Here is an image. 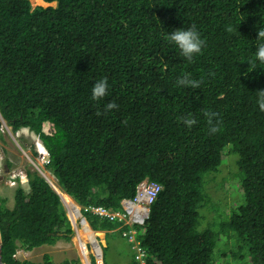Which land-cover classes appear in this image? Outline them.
I'll use <instances>...</instances> for the list:
<instances>
[{"label": "trees", "instance_id": "trees-1", "mask_svg": "<svg viewBox=\"0 0 264 264\" xmlns=\"http://www.w3.org/2000/svg\"><path fill=\"white\" fill-rule=\"evenodd\" d=\"M43 1L55 6L0 0V116L12 134L35 136L48 155L44 170L90 229L104 233L102 264H121L107 260L118 240L130 251L125 264L139 263L122 236L129 228L88 208L120 212L145 179L161 190L144 225L134 227L144 264H264V112L257 106L264 62L254 55L264 0ZM189 26L203 40L191 61L166 36ZM185 75L199 85L177 84ZM102 78L107 94L93 100L91 87ZM109 101L117 107L106 111ZM205 113L216 114L215 133ZM184 118L195 123L186 127ZM230 153L243 202L202 218L199 209L212 198L224 203L227 188L214 197L208 181ZM25 176L11 207L0 196L2 262L80 264L48 254L17 259L74 235L46 179L32 167Z\"/></svg>", "mask_w": 264, "mask_h": 264}, {"label": "rangeland", "instance_id": "rangeland-1", "mask_svg": "<svg viewBox=\"0 0 264 264\" xmlns=\"http://www.w3.org/2000/svg\"><path fill=\"white\" fill-rule=\"evenodd\" d=\"M30 3L32 6H43V7L55 6V3H49L47 5H42L41 3H37L35 0H30ZM42 149H43L42 146L40 145L38 140L35 138V136L31 132H28L26 129H22L18 131L17 133L12 134L10 129L7 126H5L3 123L1 124V127H0V196L7 200V204L9 207H11L13 204V194H14V190L17 187V185L20 184L26 189V182L22 184L20 183L21 175L25 174L26 168L32 167L33 169H35V166H38V169H40V171H42L43 173H47L53 179V177L44 170V164L46 163L47 158H46V155L42 153ZM224 151L226 153L227 149ZM34 153H36V155ZM41 153L43 155H41ZM236 159H237L236 155L230 153L229 155L224 157V161L221 163L217 171L219 173L216 172L217 174L215 173L205 174L203 176L202 180L204 183L206 182L207 184V179L211 175L213 176L215 174L213 178L208 181L209 185L212 186V189H211L212 191L215 192L219 188H224V189L227 188V190L224 191V194L226 197L224 199V203H222L223 200H220L217 202L213 200L212 198V200L210 201V205L204 206L205 210H203V208L199 209V213L202 216V218H203L204 212L206 211L208 213L206 217L208 219H212L210 212L215 210V207L218 208L219 210L225 211V204L234 202V205L237 206L243 202V195L238 191V187L240 183V176H239L237 167L235 165ZM32 163H34L35 166ZM228 165H231V166H228ZM223 166L225 169L223 168ZM10 182H14V184H10ZM206 184L204 185V191L206 188ZM57 192H60V191L57 190ZM218 192L219 191H216L213 194V196L215 197L218 194ZM218 204H220L219 207H218ZM63 206L66 211V215L68 219L70 220L71 227L74 231V235L71 238V241L70 242L59 241L53 246H42V247L36 248L31 251H27V252L19 251L16 256L17 259H20V260L27 259V260L39 261L43 255L48 254L51 256V258L55 262H59L65 258H68V259L78 258L80 264H82L83 257L81 256V253L79 252V247H78V242L80 240L86 243V249L88 252V256L91 260V264H96L90 252L91 245L89 243V240H84V238L81 237L82 229L78 223V220L76 219L77 221H72L68 214L67 207L64 204ZM78 209H80V207H78ZM216 218L217 217L215 215L214 221L216 220ZM202 223H203V220L201 221V226H202ZM201 229L203 228L199 227V230ZM110 237L111 236L109 235L108 236L109 240L107 239L108 243L110 241ZM219 243L220 241L218 242V244ZM221 245L219 247H221ZM217 249H218V246H217ZM217 249H215V251ZM107 253H108L107 260L109 262L114 261L113 259H115L121 262V264H125V262L129 260L130 251L128 250L127 243L124 240H118L115 247L111 246L109 243Z\"/></svg>", "mask_w": 264, "mask_h": 264}, {"label": "built area", "instance_id": "built-area-1", "mask_svg": "<svg viewBox=\"0 0 264 264\" xmlns=\"http://www.w3.org/2000/svg\"><path fill=\"white\" fill-rule=\"evenodd\" d=\"M42 153L46 155V158L48 160L47 152L44 149H42ZM42 153L41 155H43ZM24 182H26L25 174L21 175V179H20L21 184ZM10 184H14V182H10ZM160 190H161V186L159 184L145 179L137 185L135 189V195L133 198L124 199L121 201L120 212L117 213L109 212L102 207L88 208V211L93 215H96L100 218H105L110 221H116L120 223L122 227L127 226L129 228L128 230L122 233V236L129 243L132 244V248L135 252L134 259L139 264H144V251L141 249L139 242L135 238L136 230L134 227L144 225L145 220L148 218L149 207L156 199ZM78 211H79L78 212L79 217L77 218V220L81 229L84 228L83 227L84 223L87 225L86 228L90 229L79 209ZM90 232L94 236L93 241L95 243V245L93 246L89 242L91 245L90 252L96 264H98L99 262H101L102 264V247L104 246V233L94 232L91 229ZM78 247H79V252L83 257L82 264H91V260L88 256V252L86 249V243L84 241L79 240Z\"/></svg>", "mask_w": 264, "mask_h": 264}, {"label": "clouds", "instance_id": "clouds-1", "mask_svg": "<svg viewBox=\"0 0 264 264\" xmlns=\"http://www.w3.org/2000/svg\"><path fill=\"white\" fill-rule=\"evenodd\" d=\"M166 36L168 41L175 45L180 54L188 61H191L193 56L201 51L203 40L194 26L176 28L168 32ZM256 39H259L262 42L256 46L254 55L257 61L264 62V30L256 31ZM177 84L181 86L190 85L192 87H197L199 85V81L192 80L188 75H185L177 80ZM107 89L108 85L106 79L102 78L96 81L91 87L92 99L96 100L103 98L107 94ZM257 93L258 109L261 112H264V89L258 90ZM116 107L117 105L114 102L109 101L105 106V110H112ZM215 115V113H205V116L208 118V122L210 124L209 133H215L217 130L213 125V118ZM182 122L186 127L190 128L195 123V120L191 118H184Z\"/></svg>", "mask_w": 264, "mask_h": 264}, {"label": "bare ground", "instance_id": "bare-ground-1", "mask_svg": "<svg viewBox=\"0 0 264 264\" xmlns=\"http://www.w3.org/2000/svg\"><path fill=\"white\" fill-rule=\"evenodd\" d=\"M35 1L37 3H41L42 5L49 4V3H45L43 0H35ZM36 167L38 168V166H36ZM43 175L46 177V179L49 181V183L59 191L55 181L47 173H43ZM60 194H61V199H62L63 204L67 207V211H68V214H69L71 220L77 221L76 219L79 217L78 207L73 203V201L70 199V197H68L66 194L61 193V192H60ZM83 227L84 228L82 229L81 237H83L84 240H89V242L94 246L95 245V243L93 241L94 236L90 232V229L86 228L87 225L85 223L83 224ZM98 264H101V262H99Z\"/></svg>", "mask_w": 264, "mask_h": 264}, {"label": "water", "instance_id": "water-1", "mask_svg": "<svg viewBox=\"0 0 264 264\" xmlns=\"http://www.w3.org/2000/svg\"><path fill=\"white\" fill-rule=\"evenodd\" d=\"M1 118V116H0ZM1 122L6 126L5 122L2 120L1 118ZM34 165V163H32ZM35 166V165H34ZM35 169L40 173V175L46 179V177L42 174V172L35 166ZM46 181L49 183V181L46 179ZM50 184V183H49ZM50 186L55 190V192L60 196L61 198V194L60 192H57V190L50 184ZM62 200V199H61ZM79 212V211H78ZM0 264H5L2 262V259H1V239H0Z\"/></svg>", "mask_w": 264, "mask_h": 264}]
</instances>
